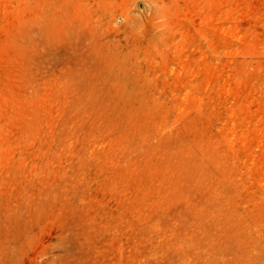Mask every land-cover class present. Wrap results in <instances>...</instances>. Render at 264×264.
Instances as JSON below:
<instances>
[{
    "label": "rangeland",
    "instance_id": "1",
    "mask_svg": "<svg viewBox=\"0 0 264 264\" xmlns=\"http://www.w3.org/2000/svg\"><path fill=\"white\" fill-rule=\"evenodd\" d=\"M0 264H264V0H0Z\"/></svg>",
    "mask_w": 264,
    "mask_h": 264
}]
</instances>
